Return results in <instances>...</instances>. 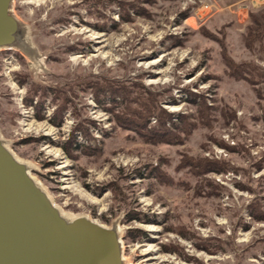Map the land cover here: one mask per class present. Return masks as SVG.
<instances>
[{
	"label": "rangeland",
	"instance_id": "1",
	"mask_svg": "<svg viewBox=\"0 0 264 264\" xmlns=\"http://www.w3.org/2000/svg\"><path fill=\"white\" fill-rule=\"evenodd\" d=\"M143 6L145 15L129 10L132 20L120 22L109 0H12L34 52L0 49V137L66 216L118 226L125 264H264V221L247 211L264 197V74L253 84L228 75L220 44L199 30L221 40L232 61L262 68L264 42L249 50L243 41L249 10L264 0ZM94 77L140 84L171 122L184 115L194 127L177 133L181 143H148L117 124L119 107L104 109L88 85H76ZM63 96L69 101L56 119ZM157 123L153 116L148 125ZM79 124L86 135L73 131ZM72 134L85 151L63 150ZM186 156L227 169L176 170ZM132 213L138 220L126 221ZM129 228L146 235L126 241Z\"/></svg>",
	"mask_w": 264,
	"mask_h": 264
},
{
	"label": "water",
	"instance_id": "2",
	"mask_svg": "<svg viewBox=\"0 0 264 264\" xmlns=\"http://www.w3.org/2000/svg\"><path fill=\"white\" fill-rule=\"evenodd\" d=\"M11 4L0 0V49L30 51ZM0 264H125L118 226L62 214L1 137Z\"/></svg>",
	"mask_w": 264,
	"mask_h": 264
},
{
	"label": "trees",
	"instance_id": "3",
	"mask_svg": "<svg viewBox=\"0 0 264 264\" xmlns=\"http://www.w3.org/2000/svg\"><path fill=\"white\" fill-rule=\"evenodd\" d=\"M97 2L98 0H93ZM114 3L119 8L118 18L120 22H128L132 20V16L129 13V10L134 15L142 16L145 15L146 8L143 6V3L150 4L155 0H109ZM188 8L181 12V20L186 19L190 14H188ZM248 21L249 24L245 28L244 32V46L252 50L257 43L264 42V6L260 7L256 10H249L248 12ZM114 26L117 25V22H113ZM99 27V25H98ZM206 36L214 39L218 42L221 49L222 60L224 62L225 67L228 70V75L232 76L237 80H244L253 84L255 77H261L264 74V67L258 68L255 65L249 62H241L236 63L232 61L225 52V46L221 40H217V38L206 31H204L203 26L199 29ZM180 45V44H177ZM264 53V51H263ZM76 85L82 87L88 85L89 88L95 93V99L98 105H103V108L109 111H115L117 107H119L118 116L116 118L117 124L125 129H129L148 143H181L179 136L177 133L183 132L185 135L189 134L190 129L194 127V124H188L185 121L184 115L178 116V124L175 122H171V114L163 110L159 106V99L156 93H153L146 89L144 86L140 84L130 82L125 80L124 82L118 80L104 81L103 79L89 78V81L86 80H78ZM66 89V88H65ZM65 89H60L65 92ZM84 89V87H83ZM47 90L46 87L44 91ZM69 90L71 88L69 87ZM110 95V100L105 102L104 95ZM44 95L41 94V97ZM119 97L122 100L116 101L115 97ZM32 98H27L25 100L26 104H30ZM60 104L58 109L54 112V116L57 119L60 116L62 110L66 109V104L69 101L65 96L60 97ZM201 112L205 108V104L200 105ZM206 109V108H205ZM200 112V113H201ZM206 112V110L204 111ZM156 117L157 125L153 127H149L148 122L151 117ZM53 121V120H52ZM167 121H170V125L167 126ZM54 123H58V120H54ZM189 126L188 130H184V127ZM86 128L81 124L75 126L73 131H78L80 133H84L86 135ZM184 130V131H183ZM75 143L73 148L71 147V143ZM63 150L68 154H71V150H82L85 151L88 147L83 144H76L75 137L72 134L70 139L67 140L65 144H63ZM262 165H257V168L260 169ZM188 168L192 173L198 175L208 169L215 170L217 172L225 171L227 167L224 163H219L217 161H211L207 159H202L201 161L193 160L192 158L186 156L183 158L179 165L176 167L177 169ZM159 178L161 175L159 174ZM158 178V179H159ZM211 185L212 183H207ZM201 184L196 183L195 189L199 190V186ZM243 187V186H240ZM220 188V187H218ZM197 193V192H196ZM248 215L252 219L253 222H262L264 221V197H255L248 205H247ZM138 220L137 214H131L126 218V221ZM243 228L247 230L249 228V224H244ZM134 233V235H133ZM146 235L144 230L140 229H127V232L124 236V240L135 241L139 238H142Z\"/></svg>",
	"mask_w": 264,
	"mask_h": 264
},
{
	"label": "built area",
	"instance_id": "4",
	"mask_svg": "<svg viewBox=\"0 0 264 264\" xmlns=\"http://www.w3.org/2000/svg\"><path fill=\"white\" fill-rule=\"evenodd\" d=\"M201 5H203V4H201ZM204 5H205V7H207V8H211V5H208V4H206V3H204ZM242 10H243V12H245V14L244 15H242L243 17H242V21H244V20H246V11H247V9H246V7H242L241 8ZM196 17L200 20L201 18H202V14H200V12H199V10H197L196 12Z\"/></svg>",
	"mask_w": 264,
	"mask_h": 264
},
{
	"label": "bare ground",
	"instance_id": "5",
	"mask_svg": "<svg viewBox=\"0 0 264 264\" xmlns=\"http://www.w3.org/2000/svg\"><path fill=\"white\" fill-rule=\"evenodd\" d=\"M32 48H34V47H32ZM21 51V50H20ZM22 52H24V53H26V54H33V50H30V51H27V50H23ZM29 166V165H28ZM30 167V166H29ZM42 187V186H41ZM43 188V187H42ZM62 212V211H61ZM62 214H64L63 212H62ZM65 215V214H64Z\"/></svg>",
	"mask_w": 264,
	"mask_h": 264
}]
</instances>
